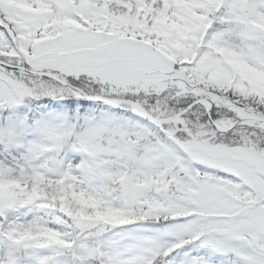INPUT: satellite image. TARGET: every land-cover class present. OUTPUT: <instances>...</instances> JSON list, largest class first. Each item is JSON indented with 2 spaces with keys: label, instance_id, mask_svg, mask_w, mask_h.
<instances>
[{
  "label": "snow or ice",
  "instance_id": "snow-or-ice-1",
  "mask_svg": "<svg viewBox=\"0 0 264 264\" xmlns=\"http://www.w3.org/2000/svg\"><path fill=\"white\" fill-rule=\"evenodd\" d=\"M0 264H264V0H0Z\"/></svg>",
  "mask_w": 264,
  "mask_h": 264
}]
</instances>
